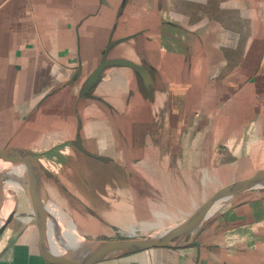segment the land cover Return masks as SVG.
Returning a JSON list of instances; mask_svg holds the SVG:
<instances>
[{
	"label": "crops",
	"instance_id": "1",
	"mask_svg": "<svg viewBox=\"0 0 264 264\" xmlns=\"http://www.w3.org/2000/svg\"><path fill=\"white\" fill-rule=\"evenodd\" d=\"M104 56L141 71L110 65L86 88ZM0 149L33 156L43 186L49 169L73 182L64 211L91 241L175 227L264 170V0H0ZM1 172L0 264H74ZM83 264H264V189L184 247Z\"/></svg>",
	"mask_w": 264,
	"mask_h": 264
},
{
	"label": "water",
	"instance_id": "2",
	"mask_svg": "<svg viewBox=\"0 0 264 264\" xmlns=\"http://www.w3.org/2000/svg\"><path fill=\"white\" fill-rule=\"evenodd\" d=\"M103 57L100 64L95 68L86 81V88L92 87L99 79L101 72L110 65H122L140 72L141 67L128 60H107ZM0 162L21 165L25 173V182L41 210L42 220L49 226L51 246L56 255L74 264L93 263L117 259L123 255L145 251L151 248H181L188 245V239L210 216L225 206L232 199L243 192L256 189H264V170H258L251 177L235 182L222 189L210 202L190 217L167 230L166 232L149 237L113 239L91 241L98 242L91 248L71 250L65 248L58 238V226L51 214V205L46 200L43 184L41 181L40 167L37 160L27 154L14 149H0ZM0 229L9 212L10 189L8 178L0 171Z\"/></svg>",
	"mask_w": 264,
	"mask_h": 264
},
{
	"label": "bare ground",
	"instance_id": "3",
	"mask_svg": "<svg viewBox=\"0 0 264 264\" xmlns=\"http://www.w3.org/2000/svg\"><path fill=\"white\" fill-rule=\"evenodd\" d=\"M3 170H7V172H9L11 178L13 179L15 178V174L16 175L18 174L25 179L24 169L21 165H14L7 162L6 163L0 162V171ZM0 204H1V192H0ZM50 212L55 218L57 225L58 222H60L63 225V230L60 231L58 230L59 232L58 238L60 240V243L65 248H69L71 250H81V249L91 248L92 246L94 245L96 246L99 244L98 242H86L84 239L78 236V234L74 230V226L68 221L69 218H67L66 214L64 215L57 207L53 206ZM48 230H49V226H48Z\"/></svg>",
	"mask_w": 264,
	"mask_h": 264
},
{
	"label": "rangeland",
	"instance_id": "4",
	"mask_svg": "<svg viewBox=\"0 0 264 264\" xmlns=\"http://www.w3.org/2000/svg\"><path fill=\"white\" fill-rule=\"evenodd\" d=\"M46 175H45V177H44V186H43V188H44V192H45V196H46V200L48 201V203L51 205V207H53V203H52V201H51V198H50V196L48 195V193L47 192H59V194H55L54 196H56V197H59L60 199H62V201H60V203L61 204H59V206L60 207H58L59 208V210L65 215L66 214V217L67 218H69L68 219V221L73 225V221L71 220V218H70V216H69V214H67L65 211H64V207H66V203H64V201H66V200H68V196L67 195H65V193L66 194H68V192H75L74 190H73V188L71 187L72 186V181H70L69 180V182H67V181H65L66 183H63V181H59V180H61V178L60 179H58V176H59V174H56V173H54L51 169H49V171H47L46 173H45ZM72 174L73 173H71V172H69V179H71L72 178ZM10 175V174H9ZM11 176V175H10ZM66 176V175H65ZM56 178V179H55ZM21 179L22 180H25L23 177H21L20 175H16L15 174V178L13 179V180H15V181H17V182H20L21 181ZM10 184H11V187H17V185L15 184V183H11L10 182ZM17 192H23L22 191V189H18L17 190ZM65 192V193H64ZM62 194L64 195V196H62ZM71 194V193H70ZM10 198H11V194H10ZM56 199V198H55ZM67 205H68V203H67ZM70 205V204H69ZM62 206V207H61ZM8 215V214H7ZM58 230L60 231V230H63V225L60 223V222H58ZM74 226V225H73ZM74 230H75V232L78 234V236H80L82 239H84L86 242H91V240L90 239H88V238H86V237H84V236H82V234L80 233V230L76 227V228H74ZM59 233V232H58ZM112 238H115L114 236H112Z\"/></svg>",
	"mask_w": 264,
	"mask_h": 264
}]
</instances>
